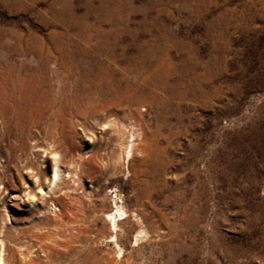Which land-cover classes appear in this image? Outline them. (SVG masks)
I'll return each mask as SVG.
<instances>
[{
  "label": "rangeland",
  "instance_id": "rangeland-1",
  "mask_svg": "<svg viewBox=\"0 0 264 264\" xmlns=\"http://www.w3.org/2000/svg\"><path fill=\"white\" fill-rule=\"evenodd\" d=\"M0 240L6 264H264V0H0Z\"/></svg>",
  "mask_w": 264,
  "mask_h": 264
},
{
  "label": "bare ground",
  "instance_id": "bare-ground-1",
  "mask_svg": "<svg viewBox=\"0 0 264 264\" xmlns=\"http://www.w3.org/2000/svg\"><path fill=\"white\" fill-rule=\"evenodd\" d=\"M27 50L25 49V51H27ZM63 51H66V47L63 48ZM93 82H94V85H97L99 83L98 81H93ZM102 87L106 88L109 86H102V83H101V84L97 85V88L95 90L101 91ZM107 90H108V88H107ZM134 134H135V132L131 135V139H130L129 144L127 146L128 159H130L133 156ZM55 176H57V173L55 174ZM115 197H116V194H115ZM125 207H126V204L119 199V200L115 201V204L113 205L112 208L107 209L104 212L105 213L104 217H105L106 221L108 222L109 228L111 230V234L109 235V241L113 242L114 245L118 248L116 253L123 252L122 257L124 256V248L122 247V245H120V243L118 241V235L120 234L119 230H122L121 221L127 216V214L123 215L127 211V209H125ZM134 216L138 217L137 214H134ZM137 220H139V219L137 218ZM144 235H148V231H146L144 229H140L139 231H137L135 240H138L140 236H144ZM0 242H1L0 243V264H6L5 260H4V256H3L4 244H3V241L0 240Z\"/></svg>",
  "mask_w": 264,
  "mask_h": 264
}]
</instances>
